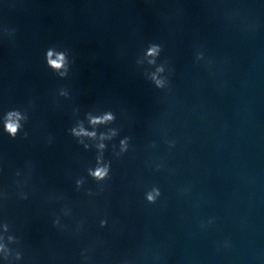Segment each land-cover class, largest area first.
I'll return each instance as SVG.
<instances>
[{
  "label": "water",
  "instance_id": "1",
  "mask_svg": "<svg viewBox=\"0 0 264 264\" xmlns=\"http://www.w3.org/2000/svg\"><path fill=\"white\" fill-rule=\"evenodd\" d=\"M57 3L83 115L112 111L120 129L99 196L111 264H264V0ZM152 42L170 93L136 64ZM153 185L162 195L148 204Z\"/></svg>",
  "mask_w": 264,
  "mask_h": 264
},
{
  "label": "clouds",
  "instance_id": "2",
  "mask_svg": "<svg viewBox=\"0 0 264 264\" xmlns=\"http://www.w3.org/2000/svg\"><path fill=\"white\" fill-rule=\"evenodd\" d=\"M3 33L11 38L15 35L14 28L4 27L2 29ZM163 51V46L159 43H149L148 46L143 50L142 55L137 58L136 64L140 67L147 66L144 70L145 78L158 90L170 93L171 89V74L173 69L168 64L167 60L163 62H158L160 60L161 53ZM46 64L47 66L61 79L66 78L70 72V66L74 62L69 59V52L66 49H57L56 47H50L46 50ZM205 61V53L200 49L195 52V62L199 63ZM206 63L211 65L213 61L211 59L207 60ZM59 95L65 98L69 97V92L66 89H61ZM78 111V110H77ZM27 110H21L19 108L10 109L0 115V123L3 125V131L7 135L15 139L21 134L24 125L28 122ZM116 121V116L112 111H104L95 114L91 111L85 113L84 119H78L75 125L69 129V133L74 137L78 144L82 145L85 150L94 148L96 150L95 165L93 167L87 168V176L94 180L97 184V190L87 189L85 195L89 197L101 196L104 194L106 188L105 183L111 180V168L112 161L105 159V152L108 149V144L106 142L114 141L120 133L119 128L109 127ZM87 122V126L85 125ZM103 126L106 131H98V129ZM28 133L23 132V137L26 139ZM91 142V143H89ZM51 143V138H49V144ZM169 149L174 148L176 145L175 140H165ZM131 147V137L124 136L119 139V143L112 144L113 155L116 158H120L129 152ZM155 147V144L152 145ZM27 172L21 178V172H15L14 192L10 191L8 188L0 187V213L3 212L9 200L13 198V195L18 200H28L34 187L30 188L29 184L33 175V165L28 162L26 165ZM163 168V164L156 165V170L159 171ZM86 184L85 177H79L75 180L76 190L80 191ZM182 193H186L187 189H181ZM162 193L158 186L153 185L147 189L144 193V199L148 204H155L160 199ZM49 202L55 201L60 203L61 206L59 211L52 212L51 223L52 226L61 233L70 234L73 237H79L84 231L86 221L84 219L77 220L74 226H70L64 223V218H71L73 216V209L65 203H62L64 197L60 194H53L48 197ZM108 218L104 216L99 219L100 228H105L108 226ZM209 224L212 220H209ZM201 227H204L202 224ZM100 241L98 244H102ZM92 245L89 248L82 249L80 256L82 264H89L92 259L90 253L92 250L98 246ZM23 238L16 235L12 231V227L6 220H0V262L2 264H20L21 261H25V253L22 250ZM122 264H128L125 260Z\"/></svg>",
  "mask_w": 264,
  "mask_h": 264
}]
</instances>
